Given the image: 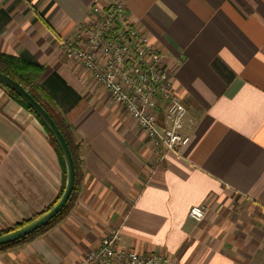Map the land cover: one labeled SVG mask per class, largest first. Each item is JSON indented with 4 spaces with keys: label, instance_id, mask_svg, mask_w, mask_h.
<instances>
[{
    "label": "crops",
    "instance_id": "0c3cea01",
    "mask_svg": "<svg viewBox=\"0 0 264 264\" xmlns=\"http://www.w3.org/2000/svg\"><path fill=\"white\" fill-rule=\"evenodd\" d=\"M114 4L162 55L187 107L189 140L162 158L59 45ZM0 52L44 67L37 84L80 154L68 209L0 248V264H79L111 229L119 248L173 264H264V0H0ZM61 181L39 122L0 86V229L46 207ZM204 204V219H191Z\"/></svg>",
    "mask_w": 264,
    "mask_h": 264
},
{
    "label": "built area",
    "instance_id": "2783aa9c",
    "mask_svg": "<svg viewBox=\"0 0 264 264\" xmlns=\"http://www.w3.org/2000/svg\"><path fill=\"white\" fill-rule=\"evenodd\" d=\"M93 14L94 19L79 26L74 36L60 41V48L68 59L79 62L113 101L124 106L159 158L167 151L176 152L188 142L189 135L183 130L190 126L185 102L172 93L173 76L163 66L162 55L126 21L121 5L106 10L94 7ZM207 208L205 204L192 206L188 215L199 222ZM119 240V230L111 229L79 264H173L162 253L119 248Z\"/></svg>",
    "mask_w": 264,
    "mask_h": 264
},
{
    "label": "trees",
    "instance_id": "16d2710c",
    "mask_svg": "<svg viewBox=\"0 0 264 264\" xmlns=\"http://www.w3.org/2000/svg\"><path fill=\"white\" fill-rule=\"evenodd\" d=\"M43 71H44V67L35 61L27 60V59H24V58L19 57V56H14V55H10V54L0 52V72L9 76L10 78L17 81L20 85H22L28 91V93L37 102H39L41 104V106L50 114V116L53 118L56 125L58 126L60 132L62 133V135H63V137H64V139H65V141H66V143L70 149L72 159H73L74 171H75L74 187H73V190H72L66 204L64 205V207L46 225L40 227L39 229L33 231L32 233L26 235L25 237H23L21 239H18L16 241L8 243V244L0 245V248H5V247L11 246V245L18 244L20 242L31 240L34 237H36L37 235L44 232L46 229H48L55 221H57L64 214V212L68 209L70 202L74 199V197L76 195V186H77V182H78L77 173H78V165H79V160H80V154L78 151L79 139L75 136V134L71 128L70 123L66 119L58 120L54 116L53 111H52L53 110V104H52L51 100L43 93V91L41 90V88L37 84V80L42 75ZM0 86H2L13 99H15L25 110L30 112L37 119V121L39 122L40 126L42 127L45 135L47 136V139L53 145V147L55 148V151L57 152V155H58L59 161H60V166H61V173H62L61 185H60L59 191H58L57 195L55 196V198L46 207H44L39 212H37V213L31 215L30 217L23 219L19 222L13 223L6 228L0 229V235H2L4 233H7L9 231H12V230H15V229L21 227L22 225H24V224L28 223L29 221H31L32 219L38 217L39 215H41L42 213H44L50 207L53 206V204L59 198V196L63 190V187H64L65 168H64V163H63L61 154L58 150L56 143L54 142L49 131L43 125V123L40 121V119L35 115V113L32 111V109L18 95H16L10 89L6 88L4 85L0 84Z\"/></svg>",
    "mask_w": 264,
    "mask_h": 264
},
{
    "label": "water",
    "instance_id": "95a60500",
    "mask_svg": "<svg viewBox=\"0 0 264 264\" xmlns=\"http://www.w3.org/2000/svg\"><path fill=\"white\" fill-rule=\"evenodd\" d=\"M0 84L4 85L6 88L18 95L32 109L35 115L47 128L58 147L65 168V183L57 201L47 211L32 219L28 223L15 230L0 235V245H4L21 239L40 227L46 225L52 218L56 216L58 212L61 211L73 190L75 171L70 149L50 114L28 93V91L22 85L1 72Z\"/></svg>",
    "mask_w": 264,
    "mask_h": 264
}]
</instances>
